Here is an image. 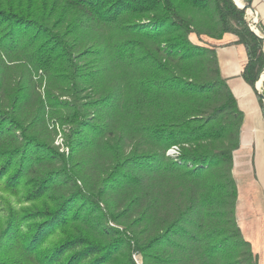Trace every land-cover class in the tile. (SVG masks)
<instances>
[{"label": "trees", "instance_id": "trees-1", "mask_svg": "<svg viewBox=\"0 0 264 264\" xmlns=\"http://www.w3.org/2000/svg\"><path fill=\"white\" fill-rule=\"evenodd\" d=\"M246 13L232 0H0V185L30 204L7 206L0 264H264L237 220L244 113L218 58L243 48L264 111V41ZM47 115L68 128L69 156Z\"/></svg>", "mask_w": 264, "mask_h": 264}, {"label": "rangeland", "instance_id": "rangeland-1", "mask_svg": "<svg viewBox=\"0 0 264 264\" xmlns=\"http://www.w3.org/2000/svg\"><path fill=\"white\" fill-rule=\"evenodd\" d=\"M263 2V0H260ZM257 6V5H256ZM253 8L258 11L259 7ZM250 28L258 29L260 20L246 13ZM260 32V31H259ZM261 34V33H260ZM223 76L227 79L239 108L244 113L241 130V148L235 153L234 176L239 186L240 199L237 205V220L244 237L249 240L257 253L264 252V111L255 90L242 78L241 72L246 60L241 46H230L218 54ZM258 89V84H257ZM259 89L262 93V87ZM47 127L53 136V146L60 154L69 156L70 147L66 142L68 128L62 127L46 116ZM0 221L7 215V206L17 210L28 208L18 194L4 191L0 185ZM111 226H116L111 224ZM134 264H143L139 253L132 256Z\"/></svg>", "mask_w": 264, "mask_h": 264}, {"label": "water", "instance_id": "water-1", "mask_svg": "<svg viewBox=\"0 0 264 264\" xmlns=\"http://www.w3.org/2000/svg\"><path fill=\"white\" fill-rule=\"evenodd\" d=\"M234 3H235V5H237L240 9H242V10H246L247 12H249V11H251L252 13H256V11H255V9L253 8V5H243V4H241V5H238L234 0H232ZM257 14V13H256ZM250 26V25H249ZM251 30L256 34V36H258L260 39H262L263 41H264V36H262V35H260L259 33H257V32H255L253 29H252V27H251ZM260 80H262V82L264 81V73L260 76V78H259V80L258 81H260ZM255 89H256V91L258 92V94L259 95H261V93H260V91L257 89V84H256V86H255Z\"/></svg>", "mask_w": 264, "mask_h": 264}, {"label": "crops", "instance_id": "crops-1", "mask_svg": "<svg viewBox=\"0 0 264 264\" xmlns=\"http://www.w3.org/2000/svg\"><path fill=\"white\" fill-rule=\"evenodd\" d=\"M253 6L259 7L258 11H256V10L255 11L257 13L258 19L264 25V0H263V2H260V0H255L253 3ZM224 50H225V48L219 49L218 54H221L222 52H224Z\"/></svg>", "mask_w": 264, "mask_h": 264}, {"label": "built area", "instance_id": "built-area-1", "mask_svg": "<svg viewBox=\"0 0 264 264\" xmlns=\"http://www.w3.org/2000/svg\"><path fill=\"white\" fill-rule=\"evenodd\" d=\"M252 29L255 31V27H252ZM257 33L260 34V32L257 30ZM261 35V34H260ZM179 153V148L177 147H174L173 149H171L168 153V155H171V156H175V155H178Z\"/></svg>", "mask_w": 264, "mask_h": 264}, {"label": "bare ground", "instance_id": "bare-ground-1", "mask_svg": "<svg viewBox=\"0 0 264 264\" xmlns=\"http://www.w3.org/2000/svg\"><path fill=\"white\" fill-rule=\"evenodd\" d=\"M234 1H235L238 5H241V4H242L240 0H234ZM243 3H244V2H243ZM248 13L251 14L252 17L254 18V14H255V13H252L251 11H249ZM255 31L257 32V29H255ZM257 84H258V90L261 91V90L259 89V87H260V86L262 87V84H263L262 80L258 81Z\"/></svg>", "mask_w": 264, "mask_h": 264}]
</instances>
